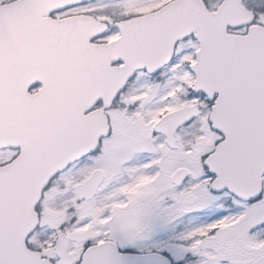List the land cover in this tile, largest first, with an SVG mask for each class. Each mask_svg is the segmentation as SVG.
Segmentation results:
<instances>
[{"label":"snow or ice","instance_id":"snow-or-ice-1","mask_svg":"<svg viewBox=\"0 0 264 264\" xmlns=\"http://www.w3.org/2000/svg\"><path fill=\"white\" fill-rule=\"evenodd\" d=\"M0 264H264V0H0Z\"/></svg>","mask_w":264,"mask_h":264}]
</instances>
